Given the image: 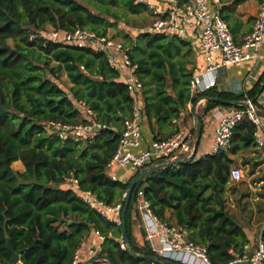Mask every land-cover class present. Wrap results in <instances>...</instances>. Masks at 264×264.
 <instances>
[{"label": "trees", "instance_id": "trees-1", "mask_svg": "<svg viewBox=\"0 0 264 264\" xmlns=\"http://www.w3.org/2000/svg\"><path fill=\"white\" fill-rule=\"evenodd\" d=\"M84 1L92 9L80 0H0V264H71L75 250L95 230L104 236L99 255L108 256L113 264H152L142 255H154L153 263L162 264L148 242L140 244L133 234L139 190L161 220L172 221L189 240L206 247L211 264H227L242 256L248 237L229 214L225 196L231 182V155L257 145L256 127L248 119L235 124L228 152L195 158L196 147L191 160L159 167L136 183L125 216L126 242L120 225L89 207L69 186L68 178L73 177L81 190L105 204L123 205L128 183L137 173L124 182L106 171L134 100L119 69L110 65L103 50L55 43L40 37L39 31L46 26L60 31L79 27L105 35L107 28L116 26L117 8L131 14L146 8L134 0ZM239 1L221 6L227 22L233 21L232 9ZM229 27L234 32L235 27ZM124 38L142 82V110L153 139L178 130L173 120L199 98L206 99L193 129L200 135L203 116L210 111L244 109L246 98L258 106L264 72L241 94L214 86L191 96L188 65H194L196 56L188 42L149 32ZM62 73L70 84L68 90L58 83ZM86 109L108 126L89 141H62L43 124L84 122ZM17 160L21 171L12 166ZM7 237L19 252L16 263L6 247ZM260 239L264 246V229Z\"/></svg>", "mask_w": 264, "mask_h": 264}, {"label": "built area", "instance_id": "built-area-1", "mask_svg": "<svg viewBox=\"0 0 264 264\" xmlns=\"http://www.w3.org/2000/svg\"><path fill=\"white\" fill-rule=\"evenodd\" d=\"M145 6L150 13V24L140 32H149L166 37H176L186 41L199 52L205 65L199 68L192 66L189 81L191 96L203 92L216 85L218 69L225 65H241L244 61L258 57V51L264 44V0L259 4L252 28L245 33L241 42L235 41L229 25L220 13V0H134ZM39 36L55 43H69L77 47H92L106 52L111 66L120 71L121 79L129 86L134 97L132 114L125 118L119 134L117 147L107 164V174L114 180L127 181L130 176L140 170L154 165L160 159L173 160L188 157L193 153L196 134L191 129H178L165 138H145L142 130L144 115L142 110V82L135 74L136 65L132 64L123 42L109 35H99L86 28H75L60 31L50 28L42 29ZM131 36V35H130ZM194 104V103H193ZM190 102L187 108L192 113ZM242 105L244 109L224 107L214 114L218 116L211 152H228L231 148L232 130L242 119L250 120L256 127V142L258 133L264 126V113L255 106L249 98ZM87 120L79 123H66L59 120H46L43 124L48 133L57 135L62 141L86 142L94 138L102 129L108 126L96 120L93 112L84 110ZM177 119L173 120V123ZM197 123V122H196ZM118 171H121L118 173ZM129 173L127 178L125 174ZM243 172L239 167H231L230 181H240ZM69 186L91 208L97 210L106 219L120 225L121 203L107 205L95 194L81 190L77 179L68 178ZM126 193V192H125ZM124 193V195H125ZM123 195V197H124ZM135 211L141 222L144 238L151 250L162 260L176 264H211L207 257L206 247L194 243L187 237V232L171 222L161 220L151 209L150 203L144 198L142 190L137 193ZM97 241H94L82 253L84 240L75 250L71 264H91L89 261L99 255L104 236L94 231ZM124 248V243H121ZM247 246L245 245L244 248ZM106 260L99 259L95 263ZM264 264V246L259 238L253 251L247 255L237 256L227 264ZM152 264H156L153 263Z\"/></svg>", "mask_w": 264, "mask_h": 264}, {"label": "crops", "instance_id": "crops-1", "mask_svg": "<svg viewBox=\"0 0 264 264\" xmlns=\"http://www.w3.org/2000/svg\"><path fill=\"white\" fill-rule=\"evenodd\" d=\"M234 0H229L226 3L221 2V6L224 4H230ZM259 0H241L237 4L233 6L232 9V18L233 21L227 22L228 25L231 27H235L234 32L231 31L235 41L241 42V39L245 33L251 30L252 24L259 9ZM230 28V27H229ZM196 64L199 68L205 65L203 58L200 56L199 52L195 51ZM193 66V65H192ZM191 66V67H192ZM219 69H221L219 71ZM218 69V75L216 79L215 87L218 90H226L231 91L233 93L245 92L249 89L263 74L264 72V44L258 51V57L250 58L249 60L244 61L241 65H225ZM262 91L257 97V104L258 108L264 113V77L263 81L261 82ZM206 99L199 98L194 104L195 110L197 114H202L201 108L204 106ZM193 104V105H194ZM193 107V106H192ZM224 107L218 108L214 111H210L206 115L203 116V132L200 135V139L198 144L200 143L203 135L208 137V145L205 144L206 148L205 153H211L212 145H213V138L215 134L216 127L218 125V116L214 113L217 110H223ZM190 113L189 109L186 107L179 118H177L175 124L178 126V129H191L195 131L197 126V121L193 114H191V123L192 126L189 128L183 125L184 118L186 115ZM205 132V133H204ZM142 133L145 138L150 139L152 136L148 130L146 121L143 126ZM208 133V134H207ZM196 134V133H195ZM258 139H261L264 142V126L263 129L258 133ZM198 147V145H197ZM197 150V149H196ZM249 156L250 161L248 160L244 166L248 167L251 164L252 169L254 170L251 174V177H256L252 183L248 182L241 185H235L233 191V195H236V208L233 203L229 204L227 207L229 214L231 217H235L238 221L241 222L240 225L243 230L245 231L248 237V243L246 244L245 254L249 255L257 242V240L261 236V232L264 229V178H262V174H260L261 170H264V144L263 145H256L255 147H251L245 149L242 152H239L235 155H231L233 158V165L232 167H239L242 172L244 170V166L240 167L237 163L241 161L240 156ZM197 158V157H196ZM13 168L16 170H23L22 163L17 160L12 163ZM121 172V171H118ZM259 175V176H258ZM129 173L125 174L127 178ZM231 184V183H230ZM234 185V184H231ZM230 187V185H229ZM229 192L226 191V200L228 205V200L231 201V196L228 197ZM251 206L248 208L249 205ZM234 208V209H231ZM243 209H245L244 213ZM235 211V213L233 212ZM135 219V216L133 217ZM172 222V221H170ZM137 231H133V234L136 240L142 244L145 240L144 234H142L143 228L141 223H138ZM94 241H97L96 236H92L84 240V245L82 246L81 250L84 254L87 248L92 244ZM97 264H103L99 262ZM244 264V263H238Z\"/></svg>", "mask_w": 264, "mask_h": 264}, {"label": "rangeland", "instance_id": "rangeland-1", "mask_svg": "<svg viewBox=\"0 0 264 264\" xmlns=\"http://www.w3.org/2000/svg\"><path fill=\"white\" fill-rule=\"evenodd\" d=\"M80 2H82L83 4L87 5L89 8L92 9V7L90 6V4H88L86 1L84 0H80ZM117 14L119 15L118 19H117V22H116V26L115 27H109L107 28V31H106V34L109 35L110 37L118 40V41H121L123 42L125 40V35L128 34V35H131L132 37H134L138 30L140 29H145L149 24H150V21H151V18H150V13L148 11H142L141 13H138V14H131L129 13L128 11H126L125 9L123 8H117ZM50 26H46V30H50ZM188 67H191L190 65H188ZM221 69H219L220 71ZM58 83L66 90H68L69 88V82L66 80V77L65 75L62 73L60 74L59 76V80H58ZM83 114V113H82ZM185 121H183V125H185L186 127H190L192 126V123H191V114L188 113L186 115V117L184 118ZM145 123V121H144ZM205 133V132H204ZM208 134V133H207ZM208 137L204 136L202 137L200 143L198 144V147H197V150L195 152V158L196 157H199L200 155H203L205 152V149H208L206 148L205 144L208 145V139H206ZM241 158V161L238 164V166L242 167L245 165V163L248 162V160L250 161V157L249 156H244V155H241L240 156ZM254 170L252 169L251 167V164L250 166L246 167L244 166V170H243V178L240 180V181H231L230 183L231 184H234V185H230V187L227 189V191L229 192V195L228 197L231 196V201L228 200V208L229 207V204L233 203L235 205V208H236V195H233V190L235 188H233V186L235 185H241L243 183H247L250 182L252 183L254 181V179L256 177H251V174ZM119 173V172H118ZM260 174H262V178H264V170H261ZM259 176V175H258ZM249 205V204H248ZM251 206L249 205L248 208H250ZM231 209H234V208H231ZM245 209H243V212L244 213ZM235 213V211H233ZM238 224L242 225L240 221H238L235 217H232ZM138 223H141L139 218H135L133 219L132 221V226H133V231H137L139 230L138 229ZM97 264V263H95Z\"/></svg>", "mask_w": 264, "mask_h": 264}, {"label": "water", "instance_id": "water-1", "mask_svg": "<svg viewBox=\"0 0 264 264\" xmlns=\"http://www.w3.org/2000/svg\"><path fill=\"white\" fill-rule=\"evenodd\" d=\"M242 92H239V94H241ZM195 106L196 104L193 105L192 107V113L196 119V121L198 120V114L196 113V110H195ZM199 139H200V133L197 132L196 133V137H195V141H194V148H193V153L188 156V157H184V158H181V159H173V160H168L166 162H163L161 164H154V165H151V166H148L142 170H140L139 172H137L133 177L132 179L129 181L128 183V187H127V190H126V193L124 195V199H123V205H122V208H121V212H120V228H121V236H122V240L123 242H126L127 241V233H126V228H125V216H126V211H127V206H128V202H129V198H130V195H131V192L134 188V186L136 185V183L148 172L150 171H153V170H156L158 169L159 167H163V166H167V165H173V164H178V163H183V162H187L189 160L192 159V156L195 152V149L197 147V144L199 142ZM6 247L7 249L11 252V255H12V260L13 262H18L19 261V252L18 251H15L12 247V244H11V240L9 237L6 238ZM141 257L145 258V259H148L152 262L156 261V256L154 255H142ZM99 259H104L106 260L107 264H113L112 261L110 260V258L106 255H98L96 256L95 258L91 259L89 261V263H93ZM166 264H176L174 262H171V261H165Z\"/></svg>", "mask_w": 264, "mask_h": 264}]
</instances>
